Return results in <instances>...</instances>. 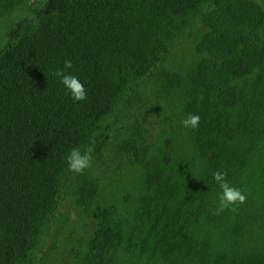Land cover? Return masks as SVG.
<instances>
[{
	"label": "trees",
	"instance_id": "16d2710c",
	"mask_svg": "<svg viewBox=\"0 0 264 264\" xmlns=\"http://www.w3.org/2000/svg\"><path fill=\"white\" fill-rule=\"evenodd\" d=\"M17 2L0 0V24L9 22ZM105 2L97 0V5ZM95 3L50 0L37 24L25 19L5 26L7 42L0 50V204L4 193H11L15 207L11 217H18L24 228L38 224L35 206L52 211V216L57 213L56 207L47 210L50 197L61 193L76 175L66 162L70 150L83 151L91 145L92 156L101 155L113 125L101 121L116 112L118 119L132 117L134 99L141 90L132 81L123 94L126 80H109L112 70L103 72V82L87 72L101 69L93 41L107 42L105 34L119 30L120 23L112 21L104 31L96 28ZM131 5L132 20L142 27L139 39L138 34L133 37L137 44L131 43L122 52L121 63L115 64L119 77L131 79L135 65L146 68L151 57L164 61L180 45L186 30L203 28V33L196 44L201 58L192 76L199 97L185 109V119L199 115V126L185 130L162 125L159 137L175 136L183 154L178 160L164 157L159 169L142 180L149 196L139 207L142 213L131 231L143 239L131 240L129 247L141 257L157 229L164 228L158 242L163 259L175 252L177 264H264V4L256 0H139ZM65 60L73 65L66 73L85 86L83 102L74 101L54 75ZM122 62L129 67L127 74ZM155 62L147 72L152 77ZM159 80L170 94L188 85L179 72H167ZM216 171L226 172L228 182L247 197L235 210L214 214L221 192L213 179ZM22 174H26L24 181ZM126 199L130 201L131 196ZM154 201L161 210L157 220L148 210ZM85 207L95 220V230L81 264L126 262L116 257L126 229L120 208ZM186 212L190 216L179 224ZM26 253L12 247L11 257L0 253V264H27Z\"/></svg>",
	"mask_w": 264,
	"mask_h": 264
},
{
	"label": "rangeland",
	"instance_id": "374dc122",
	"mask_svg": "<svg viewBox=\"0 0 264 264\" xmlns=\"http://www.w3.org/2000/svg\"><path fill=\"white\" fill-rule=\"evenodd\" d=\"M105 1L107 3L100 6L101 4L97 5L95 0L96 14L93 24L104 31L112 21L120 22L117 25L119 30L115 28L113 31H108L105 34L107 42L92 40L93 46L99 52L101 69L94 67L87 72L91 78L98 81L102 79L100 82H103V72L112 70L113 75L109 80L117 81L122 78V81L126 80L123 94L130 82L137 83L141 90L135 96L136 104L131 113L132 117L118 119L116 112L101 121L107 125L113 123L102 154L97 158L93 157V166L90 169L85 170L83 174L74 175L71 183H67L61 193L50 197L52 204L47 210L58 208L53 216L52 211L43 212L35 209L37 207L35 206L34 212L38 214L36 217L38 224L31 223L24 228L23 223L17 220L18 217H11L15 215V207L12 208L11 205L13 196L11 193H4L0 204V253L6 258L11 257L13 247L27 252L25 259H29L27 264H38L40 261L41 264H81L89 253V243L95 230V220L89 216L85 206L93 204L104 208L111 206L120 208L126 229L123 243L118 249L121 252L116 254V257L125 260L123 264H177L179 260L175 252L164 259L161 257L163 251L158 242L164 236V228L157 229L156 235L150 239L149 248H144L139 258L138 252H132L133 248L129 247V242L131 240L141 242L143 239V235H139L138 232L132 233L131 227L136 216L142 213L139 207L143 204L144 198L149 196L141 185L145 175L157 171L164 157L178 160L179 154H183L181 144L178 146L175 136L165 134L159 137V133L162 125L165 124L188 130L183 126L182 121L186 116L185 109L199 97L195 93L192 76L201 58L196 53V44L203 33V28L192 27L186 30L181 36L184 39L180 41V45L174 48L164 61L155 62L156 60L153 61L151 57L146 68L139 67L140 64L137 63L131 79H125L123 74L121 77L116 75V70L119 68L115 64L119 61L121 63L122 52H126L132 44H137V41L133 43V37L138 34L136 39H139L142 26L139 24L138 27L136 22H133L134 16L131 12L133 10L131 4L137 5L139 0H127L126 4H123V0ZM256 1L264 4V0ZM49 2L50 0H18L9 22L6 25L0 24V50L7 42L5 26L25 19L37 24L39 14L47 9ZM151 62H155L154 65L157 67L152 69L156 74L155 77L147 75L148 70L152 68ZM111 66L115 67L110 68ZM122 67L121 69L127 74L129 67L124 62ZM145 69L147 71H144ZM167 72L183 74L188 85L172 94L167 93L159 80V77L163 78ZM198 158L200 157L197 156ZM170 168L172 166L169 165L168 169ZM25 177L26 174H22V181ZM127 196H131L130 201L126 199ZM148 210L153 213L154 220L161 215L157 201L152 202ZM190 214V212L182 213L183 219L179 224H182ZM150 226L151 224L146 227V231ZM178 227L179 225L174 229ZM197 230L198 227H195V231ZM171 242L174 243V240ZM172 243L167 242L168 245Z\"/></svg>",
	"mask_w": 264,
	"mask_h": 264
},
{
	"label": "clouds",
	"instance_id": "9594fccd",
	"mask_svg": "<svg viewBox=\"0 0 264 264\" xmlns=\"http://www.w3.org/2000/svg\"><path fill=\"white\" fill-rule=\"evenodd\" d=\"M72 61L65 60L64 67L57 69L54 75L60 78L61 84L69 91L72 98L76 102H83L87 99V92L84 84L71 73H66L67 69L72 68ZM200 123L199 115L189 114L182 124L186 128H198ZM94 146H88L83 151L79 148L70 150L66 157V162L70 171L76 174H83L85 170L93 166ZM213 179L219 185L221 192L219 194V207L216 213L222 212L226 209L235 210L234 206L244 204L246 202V195L237 187L231 185L227 180V173L223 171H216L213 173Z\"/></svg>",
	"mask_w": 264,
	"mask_h": 264
}]
</instances>
